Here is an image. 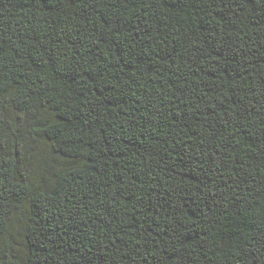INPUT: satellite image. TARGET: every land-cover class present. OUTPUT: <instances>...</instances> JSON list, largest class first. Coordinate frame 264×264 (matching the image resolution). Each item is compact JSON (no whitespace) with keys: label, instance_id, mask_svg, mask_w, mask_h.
<instances>
[{"label":"trees","instance_id":"obj_1","mask_svg":"<svg viewBox=\"0 0 264 264\" xmlns=\"http://www.w3.org/2000/svg\"><path fill=\"white\" fill-rule=\"evenodd\" d=\"M0 264H264V0H0Z\"/></svg>","mask_w":264,"mask_h":264}]
</instances>
